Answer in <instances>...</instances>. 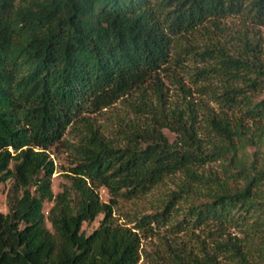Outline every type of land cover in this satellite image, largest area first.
Wrapping results in <instances>:
<instances>
[{"label": "trees", "instance_id": "16d2710c", "mask_svg": "<svg viewBox=\"0 0 264 264\" xmlns=\"http://www.w3.org/2000/svg\"><path fill=\"white\" fill-rule=\"evenodd\" d=\"M231 16L263 26L264 0H0V183L13 180L0 212V264H139L140 233L170 224L175 233L215 226L220 238L231 226L245 232L176 264H224L219 255L226 264H264V160L249 154L264 142L261 42L236 34L240 51L213 44L199 53L209 62L199 74L221 79L219 111L187 100L185 89L182 105L169 103L159 78L173 50L179 62L197 33L221 30ZM135 94L134 112L151 119L132 123L126 144L115 145L88 114ZM69 126L78 129L77 162L71 186L54 195L47 150ZM219 161L243 185L205 174ZM178 174L176 189L164 192ZM157 191L155 212L133 227L116 223L120 201ZM46 202L54 203L47 218ZM100 215L88 234L84 224Z\"/></svg>", "mask_w": 264, "mask_h": 264}, {"label": "rangeland", "instance_id": "374dc122", "mask_svg": "<svg viewBox=\"0 0 264 264\" xmlns=\"http://www.w3.org/2000/svg\"><path fill=\"white\" fill-rule=\"evenodd\" d=\"M208 31L197 33L192 39V46L188 47V51L183 55H179L177 50H173V59L168 66L160 73L159 78L162 87L167 95L168 102L171 104H181L185 101L184 90L189 91L187 100L194 102L196 105L204 104L209 109L215 111L220 110V104L213 98V92L219 93L221 90V79L209 73L199 74L200 69H208L209 62L203 59L199 54L204 52L207 47L213 44L223 46L232 53L240 51V44L236 39V34H249L250 37H257L261 42L262 56L261 61L264 65V25L252 26L244 22V18L240 16H231L221 22V30L209 26ZM248 27L249 30H246ZM210 45V46H209ZM153 88V87H152ZM151 88V89H152ZM149 96H152V90H149ZM264 98V92L257 99ZM132 102H137L136 94L133 97L128 95L121 98L118 102L109 108L95 114H88L94 120L95 125L101 134L113 144L124 146L126 138L123 130L128 129L134 122L146 125L147 120L151 119L149 115L136 114L131 106ZM182 105V104H181ZM204 109V108H203ZM203 110L198 112V125H202L205 132L202 137H206V127L202 122ZM255 129L258 128L254 126ZM264 127V125H263ZM260 130L256 131L258 134ZM163 133L170 142L176 139V134L168 129H163ZM63 142L50 147L47 150L50 160L53 162L54 171L52 173V190L54 195L69 188L72 184L69 175L77 162V153L75 145L79 142L78 129L69 126L66 130ZM264 141V139H263ZM259 153V157L264 160V142L259 143V147H250L249 154ZM224 161L212 162L205 166L204 172L207 176L215 175L216 177L227 181L234 185H243L242 181H233L225 175ZM183 175L178 174L166 181L162 190L169 191L176 189L175 182H180ZM13 185V180L0 183V212H8V196ZM98 192L104 202L110 200V195L105 188H99ZM163 192H154L147 197L139 199L135 202L120 201L114 208L115 221L118 224L133 227L135 225V217L140 215L151 214L156 211L159 204V197ZM53 202L44 204V213L46 218L48 211L53 206ZM103 216L100 215L92 223H85L83 229L89 234L93 232L99 225ZM46 226L52 230L50 222L46 219ZM240 227H228L223 238L216 235V227H202L184 232H173L172 225L163 226L155 229L153 235L145 236L141 234V258L139 264H176L177 261L188 257L202 258L204 252L213 253V249L222 239H245V232ZM262 233L261 235H263ZM219 259L224 264L227 263L222 256ZM190 264V263H189Z\"/></svg>", "mask_w": 264, "mask_h": 264}]
</instances>
